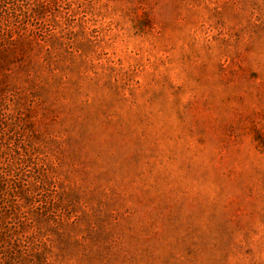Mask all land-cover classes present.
<instances>
[{"label": "rangeland", "instance_id": "obj_1", "mask_svg": "<svg viewBox=\"0 0 264 264\" xmlns=\"http://www.w3.org/2000/svg\"><path fill=\"white\" fill-rule=\"evenodd\" d=\"M0 264H264V0H0Z\"/></svg>", "mask_w": 264, "mask_h": 264}]
</instances>
